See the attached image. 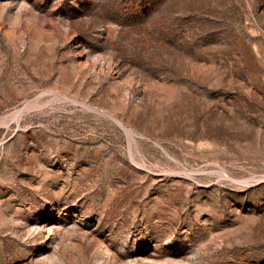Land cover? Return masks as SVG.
Listing matches in <instances>:
<instances>
[{
    "label": "rangeland",
    "instance_id": "374dc122",
    "mask_svg": "<svg viewBox=\"0 0 264 264\" xmlns=\"http://www.w3.org/2000/svg\"><path fill=\"white\" fill-rule=\"evenodd\" d=\"M0 264H264V0H0Z\"/></svg>",
    "mask_w": 264,
    "mask_h": 264
},
{
    "label": "bare ground",
    "instance_id": "6f19581e",
    "mask_svg": "<svg viewBox=\"0 0 264 264\" xmlns=\"http://www.w3.org/2000/svg\"><path fill=\"white\" fill-rule=\"evenodd\" d=\"M22 114V113H21Z\"/></svg>",
    "mask_w": 264,
    "mask_h": 264
}]
</instances>
